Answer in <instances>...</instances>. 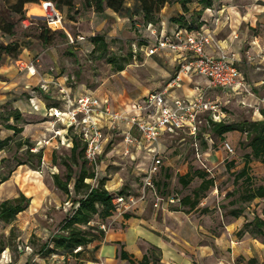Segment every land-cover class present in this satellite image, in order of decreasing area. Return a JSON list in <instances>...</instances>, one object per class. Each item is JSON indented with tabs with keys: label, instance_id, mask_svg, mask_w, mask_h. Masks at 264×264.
Masks as SVG:
<instances>
[{
	"label": "rangeland",
	"instance_id": "374dc122",
	"mask_svg": "<svg viewBox=\"0 0 264 264\" xmlns=\"http://www.w3.org/2000/svg\"><path fill=\"white\" fill-rule=\"evenodd\" d=\"M53 1L57 4V0ZM199 1L189 3L186 12L179 3L154 6L151 17L157 30L163 21L173 24L175 18L183 16L197 19L201 29L213 36L215 47L219 45L235 55L243 75L244 86L239 93L230 90L210 94L218 105L220 121L236 124L264 119L261 113L264 111V0H214L210 8L204 9ZM15 2L0 0V20L15 26L14 35L0 31V139H10L0 148V177L13 171L12 177L16 179L17 175L19 184L23 180L18 195L21 190L32 192L37 196V204L29 205L11 223L0 219V264H20V259L24 261L27 256L38 264H47V259L36 251L74 212L75 199L81 197L75 193V180L85 159H73L74 142L67 140L65 125L55 124V118L50 115L51 107L63 106L62 96L57 85L45 92L41 86L44 79L55 77L60 83V78L72 93L98 94L109 99L114 107L128 108L134 100L163 89L176 67L161 57L164 52L156 56L149 54L157 36L148 29L149 21L141 3L129 1L120 12L107 8L104 13H98L85 10L83 0H72V9L63 0L62 7L57 6L65 16L64 28L46 32L47 22L41 7L26 5L24 13L18 14L11 8ZM96 35H103L109 44L103 57L100 51H94L92 37ZM143 39H148L150 45L141 50L139 44ZM13 42L19 43L18 51L13 49L8 53L2 48ZM131 53L133 57L123 71H117L116 65L108 62L110 57L128 59ZM21 61L35 68L36 75H31L29 67L21 69ZM63 76L68 80H63ZM196 81L206 84L202 76ZM17 108L22 115L19 122L10 118ZM208 114L200 117L199 132L204 135L198 139V151L184 133L166 135L160 140L162 164L154 178L155 189L144 191L143 178L158 153L156 145L140 138L138 148L132 147L126 154L124 131L127 129L123 122L116 131L107 132L110 140L98 165H84L96 174L89 181L93 186L104 181L106 188L115 192L124 190L127 201L130 203L131 197L134 201L123 214H141L149 223L158 225L174 245L185 251L191 264H264V238L251 223L255 216L264 219V198L251 201L241 198L248 190L264 185V165L252 159L247 169L251 181L245 177L235 181L245 154L251 151L246 135L235 130L217 136L211 131ZM8 125H20L24 130L15 134ZM55 130L61 134L46 144ZM68 133L77 137L76 129ZM27 139L36 152L45 147L41 165L37 157L27 153V146L19 147ZM225 143L233 148V154L227 153ZM19 161L28 164L18 166ZM197 170L207 173L214 183L197 207L188 211L182 199L193 196L200 185L202 179L194 172ZM55 173L64 180L69 174L73 176L69 194L56 186ZM186 173L193 174V178L184 186L180 177ZM159 197L163 200L159 201ZM236 209H243L238 217L232 214ZM101 222L96 215L91 225L99 227ZM186 225H193L196 241H188L187 236L191 235L184 233ZM95 246L92 243L84 250L85 264L98 261ZM63 259L59 255L49 257L51 263ZM141 260L137 259L136 264H145Z\"/></svg>",
	"mask_w": 264,
	"mask_h": 264
},
{
	"label": "built area",
	"instance_id": "2783aa9c",
	"mask_svg": "<svg viewBox=\"0 0 264 264\" xmlns=\"http://www.w3.org/2000/svg\"><path fill=\"white\" fill-rule=\"evenodd\" d=\"M41 8L50 28L54 30L64 28V15L58 10L53 1H44ZM148 25V29H150L152 34L157 36V41L152 44L149 54L155 55L161 50L168 49L178 53L182 59L175 76L168 81L167 85L163 89L154 91L138 101L131 110H117L109 100H102L100 97L90 94L74 97L64 83H58L53 78L44 79L45 81L41 85L45 92H49L53 85L59 87L63 106L51 107L50 115L55 118V124L56 122H62L65 125L63 131H67L66 136L69 143H73L75 136L71 137L68 131L76 129V136L86 145L85 159L91 166L98 165L99 159L103 155L106 144L109 141L107 133L99 126L96 120V114H101L105 117L113 129H118L121 122L129 123L132 129L135 128L140 133L147 144L153 143L156 145L158 153L154 155L153 161L143 178L144 191L155 189L154 178L159 173L162 164L159 146L163 135L173 136L184 133L192 140V146L198 151L201 115L209 113L214 120H221L218 116V105L209 98L208 92L227 89L239 81V70L235 55L228 53V51L220 48L219 45L215 47L211 33L202 29L188 31L177 26V30L173 35L168 33H160L158 35L159 31L156 25L154 23ZM145 40L147 44L141 46V50L143 47L150 45V41L148 39ZM213 46L217 54L208 52V48ZM20 64L21 69L29 67L24 61H21ZM29 68L31 72L34 69L35 75L36 69ZM183 76H202L206 79L207 84L200 89L198 95L193 99L176 97L173 99L172 104L169 105L167 97L173 88L179 86ZM141 112L146 113L148 116L154 115V120H148L147 116L141 115ZM132 129L124 131L127 154L138 143V139L133 135ZM60 134L61 131L55 130L54 136L45 141L46 144H50L51 139ZM224 146L228 154L234 153L233 148L228 143H225ZM32 150L34 151L35 149ZM197 157H199V153H197ZM143 197H145V194ZM130 199L129 203L124 195L114 197L115 213L118 211L117 214H123L125 211L130 210L132 207L131 202L134 201L132 197ZM158 200L162 201L163 198L159 197ZM159 201L157 205H159ZM102 228L105 231L107 229L105 225Z\"/></svg>",
	"mask_w": 264,
	"mask_h": 264
},
{
	"label": "trees",
	"instance_id": "16d2710c",
	"mask_svg": "<svg viewBox=\"0 0 264 264\" xmlns=\"http://www.w3.org/2000/svg\"><path fill=\"white\" fill-rule=\"evenodd\" d=\"M44 1H53V0H16L14 4L11 5V8L14 12L18 14H23L26 5H34L42 7ZM57 0L59 7L66 4L69 5L70 9L73 8L72 0ZM129 1H136L141 3L145 12L146 17L148 18V24L154 23L152 14L154 6L162 7L166 3H179L184 8L185 12L188 11L187 5L193 0H83V6L85 10L93 9L98 13H104L107 8L112 9L116 12H120L125 8L126 4ZM214 0H200L199 2L202 5V8H210ZM54 2V1H53ZM55 3V2H54ZM58 10L60 8L57 6ZM61 11V10H60ZM62 12V11H61ZM25 16V14H24ZM65 19V16H64ZM174 24L185 30L192 31L194 29H201V23L197 24V19L191 17H179L175 18L173 21ZM156 24V23H154ZM46 32L50 31H59L50 28L47 24ZM14 24L0 20V31L14 35ZM62 31V30H60ZM92 42L95 45L94 51H100L101 57L106 54L109 49V44L107 43L103 35H96L92 37ZM147 44V41H143L139 46ZM1 47V46H0ZM19 43L13 42L8 45H3L2 48L11 53L12 50H19ZM133 57V53L130 54V57L125 60H120L118 57H110L108 62L116 65L117 71H123L126 68L127 62ZM59 105V104H58ZM207 114V113H205ZM264 115V111H262ZM202 116V115H201ZM10 118H14L17 122L22 118L21 111L17 108L13 111ZM9 118V120H10ZM208 122L212 125L211 131L217 136H224L227 132L231 131H240L246 135L248 140V147H250V152L245 154V162L242 169L237 173L235 181L240 178L245 177V180L251 181L250 177L247 174V169L249 162L254 159L259 161L264 165V119L262 120H244L236 124H226L224 121H215L212 115H207ZM23 128L19 125H8L9 130H13L15 134L23 132ZM204 134L199 132L198 138ZM224 138V137H223ZM8 139H0V148H3L9 143ZM74 146L72 148V157L76 161L83 158L85 159L86 145L81 141V139L74 137L73 139ZM24 146L28 147L27 153L30 156L37 157L38 165H41L43 162V153L41 151H33L34 146L32 145L30 139L25 140V142H20L19 147L23 148ZM27 162L19 161L18 166L26 165ZM86 159L83 161V168L80 174L76 177L74 190L77 195H80L79 199H75L76 207L72 214H70L64 221L61 223L60 230L48 241L44 242L40 249L36 251V254L40 255L42 258L47 259V264H85V258H83L84 250L89 247L92 243H95L98 240H102L105 235V230L101 229V226L95 227L92 226V220L96 215L100 217L102 222H107V220L112 217L116 212V206L114 205L113 199L117 195H124L125 191L121 190L119 192H113L106 188L105 182H100L99 185L93 186L89 180L96 178L94 171H90L86 166ZM199 178L202 179L200 185L196 190H194V195H186L182 199V204L189 207L188 211L194 210L199 204V200L204 196V193L213 186V179L207 177V173L202 171H194ZM13 171L10 174L3 175L0 177V186L8 181L12 177ZM193 178V174L186 173L180 177V182L187 186ZM73 176L68 175L67 179L64 180L60 174H54V180L56 186L64 191L65 193H70V182L72 181ZM241 197L243 200L251 201L255 198H264V185H259L253 189H250ZM31 204V198H28L25 194L20 193L18 197L4 200L0 203V219L11 223L16 219V217L23 211H25ZM243 212V209H236L233 211V215L238 217ZM125 218H130L132 215L126 213ZM101 222V223H102ZM257 227V233L262 238H264V219H261L258 216L253 218V221ZM96 249H99V245L95 246ZM157 253V249L154 248L152 255L146 254L141 263L145 264H160L161 258ZM54 255H59L63 257L62 262H53L49 261V257ZM122 258L129 259L130 262L136 264V260L132 259L130 254L123 250ZM28 264H38L37 262H32Z\"/></svg>",
	"mask_w": 264,
	"mask_h": 264
},
{
	"label": "crops",
	"instance_id": "0c3cea01",
	"mask_svg": "<svg viewBox=\"0 0 264 264\" xmlns=\"http://www.w3.org/2000/svg\"><path fill=\"white\" fill-rule=\"evenodd\" d=\"M220 19H218L219 22ZM177 30L176 24H167L166 22H162V25L160 29L158 30L160 33H168L170 35H173ZM223 43V42H222ZM159 52H164L161 57L165 58L166 62H168L170 65L176 67V72L178 70V65L182 59L180 55L176 52H173L168 49L161 50ZM208 52L212 54H217L215 51V47H209ZM157 54L153 55L156 56ZM238 67V63H237ZM239 81L231 86H229L227 89L224 90H211L208 93L209 98L212 100V97H210V94L217 93V92H224L233 90L236 93H239V89L243 85V75L242 71L239 69ZM34 71V69L32 70ZM175 72V74H176ZM31 75H34L33 72H31ZM174 74V76H175ZM36 75V74H35ZM173 76V77H174ZM172 77V78H173ZM172 78H170L168 81H170ZM199 76L195 77H188L183 76L182 82L179 84L178 87L173 88L171 90V93L167 97V101L169 105L172 104L173 99L176 97H181L185 99H193L195 96L198 95L200 89L202 87H205L207 84H202L196 79H198ZM204 78V77H203ZM48 79V78H47ZM52 79V78H49ZM54 80H56L55 77H53ZM68 80V78L63 76V80ZM205 79V78H204ZM59 82H61L60 78L58 79ZM206 80V79H205ZM168 83V82H167ZM244 86V85H243ZM53 88V87H52ZM163 88V87H162ZM54 89V88H53ZM154 92V91H152ZM147 93L143 97H140V100L145 98L150 93ZM84 91H81L79 94L78 91L71 94L74 95V97H80L84 94ZM88 93V92H86ZM90 95H93V93H90ZM94 96L100 97L102 100H105L107 98L102 97L98 94H95ZM109 100V99H107ZM140 100H134L132 105L128 108H123L118 105L115 106L117 110H131L133 106ZM110 101V100H109ZM111 102V101H110ZM262 113V112H261ZM140 115V114H139ZM141 115L146 117L148 120L153 121V116H148L146 113L141 112ZM96 120L101 128L104 129L105 133L116 131L117 129H113L112 125H110L106 118L103 117L101 114H96ZM122 125L126 126L127 130H131L132 127L129 123H122ZM20 126V125H19ZM124 126V127H125ZM22 127V126H21ZM24 130V129H23ZM133 135L138 139V143L133 148H138L137 146L141 142V140H144L140 133L134 128L132 129ZM166 135H163L161 138L164 139ZM109 137V135H108ZM141 138V140H139ZM110 140V139H109ZM109 142V141H108ZM125 142V141H124ZM145 142V140H144ZM126 147V146H125ZM45 147H41V149H44ZM127 148V147H126ZM142 151V150H141ZM127 154V153H126ZM135 151L133 153L134 156ZM23 166V165H22ZM21 170V169H19ZM22 179H20V184H22ZM18 182V176L16 175V179L12 177L10 180L6 181L0 186V201L3 202L7 199H12L15 197H18V186L20 185ZM107 187V186H106ZM108 189V188H107ZM109 190V189H108ZM110 191H112L110 189ZM115 192V191H113ZM20 193L25 194L28 198H31V206L34 207L37 204V196L33 194H29L26 191L21 190ZM29 194V195H28ZM0 202V203H1ZM102 225H105L107 227L105 231V235L102 238V240L96 241L94 244L99 245L98 249V261L92 264H135L131 263L129 259H123L122 258V251H127L131 258L136 260L142 259L146 254H150L153 252V249H157V253L160 255L161 262L160 264H191V262L186 258L184 255L185 251L178 246L174 245L173 241L170 240L168 237L166 231L162 230L158 227V225L149 223L141 214L139 215H132L130 218H125L124 214H117L115 213L112 217H110L107 222L100 223L101 229ZM196 231L193 229V225H186L184 233L187 235H191L190 237L187 236V239L189 238V242L196 241L197 235L195 233ZM38 255V254H37ZM31 256L25 257L26 260L23 261V259H20V264H28L32 262H36L35 259H31Z\"/></svg>",
	"mask_w": 264,
	"mask_h": 264
},
{
	"label": "bare ground",
	"instance_id": "6f19581e",
	"mask_svg": "<svg viewBox=\"0 0 264 264\" xmlns=\"http://www.w3.org/2000/svg\"><path fill=\"white\" fill-rule=\"evenodd\" d=\"M33 70V69H32ZM33 73H35L34 71H32Z\"/></svg>",
	"mask_w": 264,
	"mask_h": 264
}]
</instances>
